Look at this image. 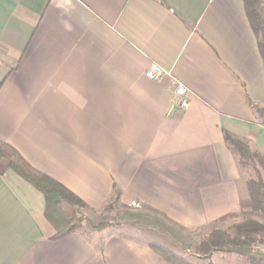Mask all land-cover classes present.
<instances>
[{
  "label": "crops",
  "instance_id": "0c3cea01",
  "mask_svg": "<svg viewBox=\"0 0 264 264\" xmlns=\"http://www.w3.org/2000/svg\"><path fill=\"white\" fill-rule=\"evenodd\" d=\"M179 82L190 106L170 115ZM249 101L264 103V61L244 0H0V139L98 214L115 188L116 206L141 202L195 238L251 212L224 137L264 153ZM45 207L0 174V264H169L117 226L53 239Z\"/></svg>",
  "mask_w": 264,
  "mask_h": 264
},
{
  "label": "trees",
  "instance_id": "16d2710c",
  "mask_svg": "<svg viewBox=\"0 0 264 264\" xmlns=\"http://www.w3.org/2000/svg\"><path fill=\"white\" fill-rule=\"evenodd\" d=\"M244 6L250 25L257 36L259 51L264 61V0H244ZM249 103L264 121V106L252 101ZM224 137L226 144L234 152L240 168H251L257 175L256 178L251 176L246 181L252 202V212L219 218L220 221L228 216L240 219L227 229H212L208 238L202 242L203 246L199 245V254L210 258L212 254L223 251L245 256L251 262L263 260L264 253L255 251L252 243L256 241L264 243V222L258 219V217L264 219V180L259 171V169L264 171V154L254 151L249 143L236 138L228 131H225ZM10 170L43 193L46 201L45 216L55 229L53 239H59L74 232L83 233L86 222L95 230L116 226L115 223L107 220L97 223L89 221L87 213H96L97 210L64 184L34 168L15 147L0 139V174L6 175ZM119 200L120 192L115 188L114 196L108 203L106 211L112 210L113 205L118 204ZM150 245L169 264H191L185 257L163 245L158 243Z\"/></svg>",
  "mask_w": 264,
  "mask_h": 264
},
{
  "label": "rangeland",
  "instance_id": "374dc122",
  "mask_svg": "<svg viewBox=\"0 0 264 264\" xmlns=\"http://www.w3.org/2000/svg\"><path fill=\"white\" fill-rule=\"evenodd\" d=\"M261 105L264 106V103H261ZM236 137V136H235ZM238 138V137H236ZM240 140H243L241 138H238ZM246 141V140H243ZM247 142V141H246ZM249 143V142H247ZM251 148L254 151H258L260 153L262 150H259L255 147L254 143H249ZM264 154V153H263ZM235 155V154H234ZM244 174L247 178L254 177L256 178L257 175H255L252 171V169L242 168ZM262 179L264 180V171L259 169ZM247 181V180H246ZM117 204H114L113 206H116ZM112 212V213H111ZM252 212V211H251ZM248 212V213H251ZM109 213V214H107ZM248 213H228L223 215H231V214H238V215H244ZM88 219L91 222H100L107 220L108 222H113L116 224V228H124V234L125 236L129 238H138L141 240H150L151 243H158L152 240H156L160 238L163 240H160L162 243L160 245L165 246L166 248H169L174 253L185 257L191 264H264L263 260H257L255 262L249 261L245 256L238 255L236 253L232 252H223L218 251L210 258L205 256H201L199 245L203 246V241H205L209 233L212 229H227L229 228L233 223H236L239 221V217H232L228 216L225 217L223 221H216L211 227L210 231L208 232V235L204 236L202 238V234L204 233L205 229H200L197 234L198 237L195 238L193 234L191 236H188L186 234L181 233L179 229H177L176 224H169L165 220V216L161 213H158L151 209L150 207L146 206L145 204L141 202H133L131 204H125L118 207H112V210H109L104 213H90L88 212ZM258 219L262 222H264V219L262 217H258ZM176 225V226H175ZM176 227V228H175ZM86 232H92L93 229L91 228V224L87 223L85 224ZM230 232L233 230H229ZM170 247H169V246ZM252 247L255 251H259L264 253V243L261 241H256L252 243Z\"/></svg>",
  "mask_w": 264,
  "mask_h": 264
},
{
  "label": "built area",
  "instance_id": "2783aa9c",
  "mask_svg": "<svg viewBox=\"0 0 264 264\" xmlns=\"http://www.w3.org/2000/svg\"><path fill=\"white\" fill-rule=\"evenodd\" d=\"M166 74L165 69L158 63L152 62L146 75L152 80H160ZM191 91L188 86L177 83L172 91L170 98V108L168 114H174L177 111L187 110L190 106Z\"/></svg>",
  "mask_w": 264,
  "mask_h": 264
}]
</instances>
